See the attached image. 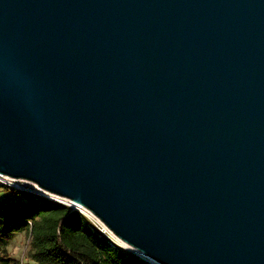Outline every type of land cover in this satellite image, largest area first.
<instances>
[{
	"label": "water",
	"instance_id": "obj_1",
	"mask_svg": "<svg viewBox=\"0 0 264 264\" xmlns=\"http://www.w3.org/2000/svg\"><path fill=\"white\" fill-rule=\"evenodd\" d=\"M0 173L160 264H264V0H0Z\"/></svg>",
	"mask_w": 264,
	"mask_h": 264
},
{
	"label": "trees",
	"instance_id": "obj_2",
	"mask_svg": "<svg viewBox=\"0 0 264 264\" xmlns=\"http://www.w3.org/2000/svg\"><path fill=\"white\" fill-rule=\"evenodd\" d=\"M4 189H11L16 200L0 202V264H17L7 249L17 230H30L35 264H151L111 240L80 210L29 191Z\"/></svg>",
	"mask_w": 264,
	"mask_h": 264
},
{
	"label": "built area",
	"instance_id": "obj_3",
	"mask_svg": "<svg viewBox=\"0 0 264 264\" xmlns=\"http://www.w3.org/2000/svg\"><path fill=\"white\" fill-rule=\"evenodd\" d=\"M6 186H9V187H12V188H17V189H20V190L29 191V192H32V193L37 194L39 196L45 197L47 199H50L52 201L67 204V205L71 206L74 209L80 210L86 216H88V217L90 216L89 215V212L87 210H85L84 208H81V207L75 205L72 201H69L68 200L69 198H67V197H64V196H61V195L52 193L50 191H47V190L41 188L37 183H35V182L31 181V180L24 179V178H16V177H12V176L7 175V174L0 173V188H3L4 189ZM30 223H31V221H30ZM100 229L111 240H113L114 242H116L114 240V238H112L110 236V234L108 232H106V230L102 229L101 227H100ZM129 251H132L135 254H137L142 260H146V257L144 255H142L141 253L138 254V252L133 251V250H129Z\"/></svg>",
	"mask_w": 264,
	"mask_h": 264
},
{
	"label": "clouds",
	"instance_id": "obj_4",
	"mask_svg": "<svg viewBox=\"0 0 264 264\" xmlns=\"http://www.w3.org/2000/svg\"><path fill=\"white\" fill-rule=\"evenodd\" d=\"M32 239L30 230H17L10 237L7 249L9 250L10 257L16 260L17 264H35L30 253Z\"/></svg>",
	"mask_w": 264,
	"mask_h": 264
},
{
	"label": "rangeland",
	"instance_id": "obj_5",
	"mask_svg": "<svg viewBox=\"0 0 264 264\" xmlns=\"http://www.w3.org/2000/svg\"><path fill=\"white\" fill-rule=\"evenodd\" d=\"M11 193H13V191L11 189H3V188H0V202H13L16 200V196H12L10 195ZM89 217L90 219L96 223L97 225H99L102 229L106 230V232H108L110 234V236L112 238H114V240L125 250H131L129 249L128 247H126L124 244H122L118 239L115 238V235L107 228V226L102 222L100 221V219H98L95 215L93 216L90 212H89ZM114 235V236H113ZM140 252H138L139 254ZM146 257V260H143L147 263H151V264H160L158 263L156 260L148 257L147 255L145 256ZM33 260V259H32Z\"/></svg>",
	"mask_w": 264,
	"mask_h": 264
},
{
	"label": "bare ground",
	"instance_id": "obj_6",
	"mask_svg": "<svg viewBox=\"0 0 264 264\" xmlns=\"http://www.w3.org/2000/svg\"><path fill=\"white\" fill-rule=\"evenodd\" d=\"M69 201H72L71 199H68ZM73 202V201H72ZM74 203V202H73ZM78 205V204H77ZM81 208H84L85 210H87L88 212H90L93 216L95 215L94 213H92L90 210H88L87 208H85L84 206H80ZM96 216V215H95ZM97 217V216H96ZM98 218V217H97ZM99 219V218H98ZM101 221V220H100ZM108 228V227H107ZM109 229V228H108ZM110 230V229H109ZM114 236V235H113ZM116 239H118L122 244H124L126 247H128L129 249L136 251V252H140L137 249H135L134 247H132L131 245L127 244L126 242H124L123 240H121L120 238H118L117 236H115ZM141 253V252H140ZM142 255L146 256L145 254L141 253ZM159 263V262H158Z\"/></svg>",
	"mask_w": 264,
	"mask_h": 264
}]
</instances>
